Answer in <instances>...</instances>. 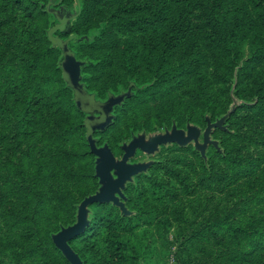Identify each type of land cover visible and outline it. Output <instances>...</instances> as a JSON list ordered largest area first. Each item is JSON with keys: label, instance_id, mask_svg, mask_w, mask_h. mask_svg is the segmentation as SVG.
Wrapping results in <instances>:
<instances>
[{"label": "trees", "instance_id": "obj_1", "mask_svg": "<svg viewBox=\"0 0 264 264\" xmlns=\"http://www.w3.org/2000/svg\"><path fill=\"white\" fill-rule=\"evenodd\" d=\"M59 11L68 31L52 35L75 38L84 89L105 101L131 86L93 135L115 157L126 136L185 129L192 109L202 141L206 118L234 108L227 131L212 130L219 151L163 146L125 185L130 216L89 206V226L69 242L82 263L264 264V0H0V264H67L51 236L99 188L85 115L48 38ZM151 105L164 113L142 116ZM177 224L175 244L151 232Z\"/></svg>", "mask_w": 264, "mask_h": 264}, {"label": "water", "instance_id": "obj_2", "mask_svg": "<svg viewBox=\"0 0 264 264\" xmlns=\"http://www.w3.org/2000/svg\"><path fill=\"white\" fill-rule=\"evenodd\" d=\"M59 14L57 17L59 23L49 30L48 38L53 45L62 51V59L59 62L62 78L66 86L73 92V101L76 108L85 115L83 120L85 140L90 154L95 157L94 176L98 180L99 188L93 195L84 198L80 202L77 207L75 223L61 228L51 236V241L68 264H83L70 247L69 242L84 233L89 226V206L95 203L112 204L119 209L121 215H131L125 207V197L123 195L125 185L132 182L133 178L138 174L146 172L152 165V162L129 163L135 153L139 151L146 155H152L158 150L159 146L175 144L179 147H184L192 143L195 150L204 158L208 146L218 150L217 142L211 140L210 135L213 129L224 130L222 125L227 116L216 122H211L209 118H206V127L202 132L201 142L199 140L200 130L195 126L188 125L185 130L176 129L173 126L170 132L155 134L148 139L145 138L144 134L133 137L129 143L121 146L123 154L120 159L113 155L107 144L97 147V140L93 135L96 132H104L111 125L114 120V107L121 105L125 98H130L132 95L131 86L126 92L116 96L108 93L105 101H98L93 94L88 93L81 83V67L86 62L78 61L74 53L68 48V43L71 40L75 41V38L71 36L66 40H60L52 35L56 30L68 31L71 16H69L68 11L64 15L59 11ZM233 111L234 108H232L231 112Z\"/></svg>", "mask_w": 264, "mask_h": 264}, {"label": "rangeland", "instance_id": "obj_3", "mask_svg": "<svg viewBox=\"0 0 264 264\" xmlns=\"http://www.w3.org/2000/svg\"><path fill=\"white\" fill-rule=\"evenodd\" d=\"M74 13V16L76 17L77 16V12H73ZM104 81L106 82V80L104 79ZM96 87H98V85L96 86ZM229 112H231V111H229ZM229 112H227L224 116H227L226 117V119L224 120V122H223V127H224V130H222V131H227V126H226V120L228 119V118H230V116L234 113V111L233 112H231L230 114H229ZM164 113V110L163 109H161V108H158V107H156V106H153V105H151L150 106V108L148 109V110H142V111H140V114L142 115V116H144V117H149L150 119H156L157 117L156 116H158V115H162ZM114 116H115V119H114V122H115V120L117 119V116H118V113H114L113 114ZM187 116H190V124H188V125H190V126H193V125H197L196 124V122L198 121V118H199V115L197 114V111L195 110V109H192L188 114H187ZM223 116V117H224ZM222 118V117H221ZM220 118V119H221ZM219 120V119H218ZM217 121V120H216ZM216 121H214V122H216ZM187 125V126H188ZM172 126H174L175 127V124L173 123L172 124ZM186 126V127H187ZM176 128V127H175ZM166 128L165 127H155V130L154 131H152L153 133H156V132H160V131H163V130H165ZM177 129V128H176ZM186 129V128H185ZM185 129H180V130H185ZM203 129H205V128H203ZM214 130V129H213ZM220 130V129H219ZM115 132H117V130H115ZM152 133H150L149 135H151ZM212 132H211V140H213V141H215V142H217V140H214L213 139V136H212ZM103 135V134H102ZM140 135H142V134H140ZM124 137H125V134H124ZM95 138L97 139H99V136H97V134L95 135ZM130 140V138H129V136H126L125 138H124V142H122V143H127L128 141ZM201 142V141H200ZM121 143V144H122ZM191 145H193L192 143H190ZM217 145H218V142H217ZM168 145H166V146H164V147H167ZM210 146H208L207 147V149H206V151H205V153L208 151V148H209ZM161 150V149H160ZM158 151L156 154H153L149 159L151 160V162L153 163V162H156V161H160L162 158H164V155H165V152L163 151L162 153H161V151ZM220 149H219V146H218V151H219ZM161 153V154H160ZM175 154H178V152H175ZM174 155V154H173ZM117 157H119V156H117ZM95 158V157H94ZM204 159H206V155L204 156ZM147 159L145 158V156L144 155H142L140 152H137L136 153V155L132 158V159H130V161L129 162H132V163H134V162H144V161H146ZM95 162V161H94ZM91 209V208H90ZM90 209L88 208V210H89V214H88V220H89V215H90ZM205 218H211V213H207V215L205 216ZM75 223V222H74ZM73 223V224H74ZM72 225V224H71ZM70 226V225H69ZM68 227V226H67ZM151 232L152 233H156L157 232V236H156V238L158 239V241L159 240H161L160 239V236H163V237H165L166 239H167V241L169 242V243H172V244H175L177 241H176V238H177V236H179L180 234H182L183 232H184V229L181 227V226H178V224L177 225H173V226H171V227H169L167 230H163V231H157L156 229H154V230H151ZM156 247L157 248H160L161 247V245L160 244H158V245H156ZM172 247H173V245H172ZM171 251H172V248H171ZM67 262V261H66ZM68 264V263H67ZM143 264H173L172 263V258H171V256L168 258V260H167V263L166 262H160V261H158V259H157V255H155V257H154V259L153 260H150V261H146V262H144Z\"/></svg>", "mask_w": 264, "mask_h": 264}, {"label": "flooded vegetation", "instance_id": "obj_4", "mask_svg": "<svg viewBox=\"0 0 264 264\" xmlns=\"http://www.w3.org/2000/svg\"><path fill=\"white\" fill-rule=\"evenodd\" d=\"M173 127V126H172ZM172 127L170 128V129H165V130H163V131H160V132H156V133H153V134H151V135H145V138L146 139H148L150 136H152V135H155V134H164L165 132H170L171 131V129H172ZM138 136V135H137ZM133 137H136V136H133ZM132 137V138H133ZM131 138V139H132ZM131 139L127 142V143H129L130 141H131ZM126 143V144H127ZM123 144H125V143H122L121 144V146L123 145ZM170 145H173V144H170ZM121 146H120V150H121ZM166 146V145H165ZM163 146H159V148H158V150L154 153V154H156L161 148H162ZM137 152H139V151H137ZM136 152V153H137ZM136 153H135V155H136ZM141 153V152H140ZM122 151H121V155L119 156V157H116L117 159H120L121 157H122ZM142 155H144L145 156V158L147 159L146 161H144V162H151V160L149 159L152 155H146V154H143V153H141ZM132 159V158H131ZM130 161V160H129ZM129 163H131L132 164V162H129ZM134 163H142V162H134Z\"/></svg>", "mask_w": 264, "mask_h": 264}]
</instances>
